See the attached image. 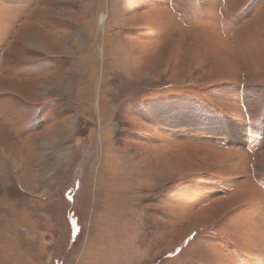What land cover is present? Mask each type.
Listing matches in <instances>:
<instances>
[{
  "label": "rangeland",
  "instance_id": "374dc122",
  "mask_svg": "<svg viewBox=\"0 0 264 264\" xmlns=\"http://www.w3.org/2000/svg\"><path fill=\"white\" fill-rule=\"evenodd\" d=\"M0 264H264V0H0Z\"/></svg>",
  "mask_w": 264,
  "mask_h": 264
}]
</instances>
